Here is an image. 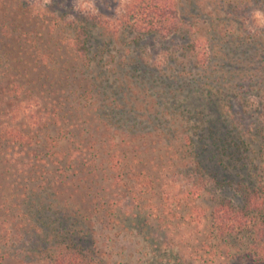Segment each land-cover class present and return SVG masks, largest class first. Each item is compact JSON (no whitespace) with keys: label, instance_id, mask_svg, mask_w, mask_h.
<instances>
[{"label":"rangeland","instance_id":"1","mask_svg":"<svg viewBox=\"0 0 264 264\" xmlns=\"http://www.w3.org/2000/svg\"><path fill=\"white\" fill-rule=\"evenodd\" d=\"M18 1L0 0V51H4L11 61L26 59L30 64L36 46H44L42 51L47 52L46 62L50 66L55 65L54 69L47 71L52 80L51 91L72 93V96H78L80 103L85 100L88 102L94 92L107 95L115 87L114 83L111 84L113 79L124 72L113 70L115 62L120 57L134 56L139 49L143 51L145 60L135 68L136 75H150L151 79L160 80L156 78V74L165 73L170 79H176L180 87L174 97H163L159 84L151 82L150 85L154 88L146 89V111L137 109L133 120H130L128 114L129 120H117L110 126H117L122 131L112 132L104 127L95 131L96 135L91 140L97 141V145H105L98 159L103 185L115 180L114 188L109 190L103 186L102 191L105 193L99 191V194H94L99 186L81 178L80 174L72 175L71 171L65 172L61 168L54 170L56 166L52 162L55 156L52 154L51 144L45 142L46 130L43 128L42 133H35V127L32 136L29 135L28 138L32 146L25 149L28 151L35 147L40 156L36 162L35 158L29 161L32 154L27 155L25 149L20 151V147L14 149V168L10 169L19 170L23 166L22 172L15 175L21 182L5 192L4 198L0 199V215L4 214L6 219H15L17 222L27 220L28 216L17 205L20 199L31 192L36 200L33 199L35 203L28 209L29 216L47 223L54 230V235H60V238L66 235L63 226L75 229L78 220L83 219L84 215L86 219L81 225H86L88 219L92 220L93 231L81 241L86 240L87 246H91L98 252L100 260L108 264H247L246 253L251 241L247 230L218 239L210 231L208 218L203 217L198 222L193 221L188 214L193 203L209 209L212 197L228 195L239 201L242 193L238 189L240 183L256 189L264 200V84L255 82L258 77L251 79L246 75L235 83L234 79H230L219 84L202 71L189 74L186 69L192 68L195 55L188 44L201 33L187 28L166 38L147 36L138 39L137 46L132 48L130 43L135 35L131 32L116 34L113 29L92 23L89 17L94 11L93 0L72 1L73 13L80 12L77 16L82 18L83 25L90 31V59L78 58L69 48L71 33L68 29L57 27L52 22V16L50 25L41 28L31 20L33 15L29 11L30 2L43 5L49 0H21L26 3V8L16 12ZM125 2L126 0H120V5ZM116 11H119V7H116ZM182 16L196 21L197 27L203 25L195 17H188L187 14ZM183 21L185 24L186 20ZM249 23L252 26L251 33L259 34L264 23L260 10L253 12ZM42 31L48 32L47 36L40 33ZM225 33L228 34L227 37H232L221 44L225 49L222 52L225 51L227 55L222 61L229 62L224 68L230 70L233 77L235 69L238 74L243 71L241 62L238 61L244 57L243 48L238 43L237 30H226ZM228 44L240 50L227 51ZM207 47L209 46L203 48L199 45V52L204 54ZM251 53L249 46L246 57ZM175 63V70L169 69V65ZM254 63H257L254 65L256 67L264 65V56L256 57L252 64ZM10 73L12 72L6 74ZM13 74L9 76L10 79ZM15 79H19V74ZM31 85L30 83L28 88ZM12 88L14 87L9 86L7 90ZM150 110L156 111L155 116L137 118V114ZM54 126L55 129L58 128L57 125ZM126 129L135 134L123 136ZM38 138L41 142H37ZM146 144L154 146L155 153L159 152L158 147H162L161 153H166V158L188 155L189 158L200 159L209 184L198 198L182 196L178 188L186 175L181 172L186 168L170 165L171 167L166 168L179 172L171 175L164 173L167 188H157L156 192H151L143 181L144 193H131L134 198L140 199H132L130 207L120 206L122 209H130L127 211L134 213L135 217L122 214L121 217L126 221H133L119 227L110 222L108 216L103 215L107 203L112 205L107 197L119 192L116 183L118 168L114 170L103 167L114 165L115 155H119L125 162L136 163V160L147 155ZM109 149L112 153L107 154ZM138 165L141 166L142 163L139 162ZM47 177L53 180L48 182ZM72 206L83 209L77 219L76 216H68L66 212V208ZM121 208L120 211H123ZM10 241L11 234L2 229L0 247L8 245Z\"/></svg>","mask_w":264,"mask_h":264},{"label":"trees","instance_id":"2","mask_svg":"<svg viewBox=\"0 0 264 264\" xmlns=\"http://www.w3.org/2000/svg\"><path fill=\"white\" fill-rule=\"evenodd\" d=\"M72 1L49 0L43 5L30 2L29 11L33 15L31 20L41 28L50 25L52 16L54 18L52 22L57 27L68 29L71 33L69 47L71 53L78 58L90 59V31L83 25L82 18L77 16L80 12L73 13ZM18 3L16 12L23 11L26 3L21 0ZM93 3L94 11L89 17L92 23L113 29L116 34L131 32L135 35L130 43L132 48L137 46L138 39L147 36L166 38L180 32L182 28L200 31L201 34L188 44V48L195 55L192 68L186 69L189 74L202 71L219 84L230 79H234L235 83L248 75L251 79L258 77L255 82L259 85L264 84V65L260 64L256 67L254 65L257 63L252 64L256 57L264 56V23L259 34L251 33L252 26L249 23L255 10H260L264 18V0H126L122 6L120 0H93ZM116 7H119V11H116ZM181 14L195 17L196 20H201L203 25L197 27L196 21L187 20ZM183 19L186 20L185 24ZM248 28L249 32H247ZM223 30L225 32L237 30L238 43L243 48L244 57L238 60L243 71L238 74L235 69L233 77L231 71L224 68L229 62L222 61L227 55L225 51L222 52V49H225L221 46L232 36L227 37L228 34ZM40 33L46 36L48 34L43 31ZM199 45L203 48L209 46L204 54L199 52ZM249 46L252 53L246 57ZM18 47L24 49L22 46ZM43 49L44 46H36L33 54H30L33 59L30 60V64L26 59L11 61L4 51H0V199L4 198L5 192L21 182V179L15 178V175L22 172L23 166L19 170L10 169L15 161L12 156L14 149L20 147L19 150L22 151L27 146H32L28 138L33 134L35 127L37 128L35 133L41 132L43 128L46 130L45 142L51 144L50 148L55 156L52 162L56 166L54 170L61 168L65 172L71 171L72 175L80 174L81 178L95 182L99 186L94 194H99V191L105 193L102 191L103 186L110 190L114 188L115 180L103 185L98 159L105 145H97V141L91 140L96 135L95 131L103 127L112 132L122 131L117 126L113 128L110 126H113L117 120L126 122L129 120L128 114L130 120H133L137 109L142 108L146 111L148 106L145 98L146 89L154 88L150 85L151 82L159 84L163 97H174L180 85L176 79H170L165 73L156 72V78L160 80H153L150 75H136L135 68L145 60L143 51L139 49L134 56L120 57L115 62L113 70L115 72L124 70V72L113 79L111 84L114 83L115 87L109 90V94L101 95L94 92L88 102L85 100L80 103L78 96H72V93L51 91L52 80L47 71L54 69L55 65L50 66V63L46 62L47 52L42 51ZM231 50L240 49L228 44L227 51ZM216 59L219 61H215ZM175 66L176 63L170 64L169 69L174 71ZM140 70L142 72V68ZM9 71L14 73L11 79L9 76L12 73L6 74ZM18 74L19 79H15ZM30 83L32 85L28 88ZM9 86L14 88L7 90ZM155 113L156 111L150 110L147 113L137 114V118L142 116L150 118L155 116ZM173 120L175 121L176 118ZM54 125L58 128L55 129ZM134 134L126 129L122 135L126 137ZM37 142H41V139L38 138ZM155 150L154 146L146 144L147 155L142 159H135L136 163L125 162L119 155H115L114 165L108 164L107 167H103L114 170L118 168L116 183L119 192L107 197L112 205L107 203L103 215L108 216V220L119 227H124L127 222L133 221H126L121 217L122 214H130L133 218L135 215L127 211L130 209H122L120 206L130 207L132 199H140L134 198L131 193L143 194V181L147 183L151 192H156L157 188L160 190L168 186L164 173L171 175L179 172L166 167L186 168L181 172L186 175L178 188L182 196L198 198L209 184L200 159L189 158L188 155L166 158V153H161L162 147L157 148L159 151L157 153L154 152ZM25 151L27 155H33L29 161L35 158L36 162L40 156L35 147ZM110 153H112L111 149L107 154ZM139 162L142 163L141 166L138 165ZM47 180L51 182L53 179L47 177ZM238 189L242 191L239 201L228 195L212 197L209 209L193 203L188 216L198 222H201L203 217L208 218L210 231L218 239L247 230L251 236L246 253L247 264H264L263 197L256 189L245 183H240ZM33 197V193L29 192V195L20 199L17 205L18 209L28 216L27 220L17 222L15 219H6L4 214L0 215V231L4 229L11 234L10 243L0 247V264H108L100 260L98 252L87 246L86 240L81 241L89 237L93 231L92 220L88 219L86 225H81L86 219L84 215L83 219L78 220L75 229L70 230L68 226H63L66 235L60 238V235H54V230L49 228L47 223L29 216L28 209L35 203ZM82 210L78 206L66 208L68 216H76V219L80 217Z\"/></svg>","mask_w":264,"mask_h":264}]
</instances>
